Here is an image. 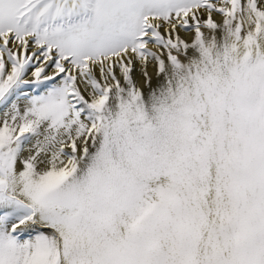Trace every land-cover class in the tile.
<instances>
[{
    "label": "snow or ice",
    "instance_id": "1",
    "mask_svg": "<svg viewBox=\"0 0 264 264\" xmlns=\"http://www.w3.org/2000/svg\"><path fill=\"white\" fill-rule=\"evenodd\" d=\"M0 264H264V0H0Z\"/></svg>",
    "mask_w": 264,
    "mask_h": 264
}]
</instances>
